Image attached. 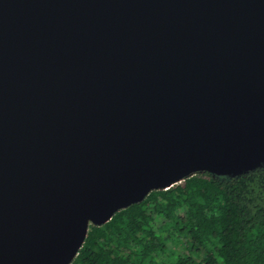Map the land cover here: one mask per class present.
Instances as JSON below:
<instances>
[{
	"label": "water",
	"instance_id": "1",
	"mask_svg": "<svg viewBox=\"0 0 264 264\" xmlns=\"http://www.w3.org/2000/svg\"><path fill=\"white\" fill-rule=\"evenodd\" d=\"M262 168L264 0H0V264Z\"/></svg>",
	"mask_w": 264,
	"mask_h": 264
},
{
	"label": "trees",
	"instance_id": "2",
	"mask_svg": "<svg viewBox=\"0 0 264 264\" xmlns=\"http://www.w3.org/2000/svg\"><path fill=\"white\" fill-rule=\"evenodd\" d=\"M72 264H264V168L153 191L91 226Z\"/></svg>",
	"mask_w": 264,
	"mask_h": 264
},
{
	"label": "rangeland",
	"instance_id": "3",
	"mask_svg": "<svg viewBox=\"0 0 264 264\" xmlns=\"http://www.w3.org/2000/svg\"><path fill=\"white\" fill-rule=\"evenodd\" d=\"M166 261H170V260L168 259V260H166Z\"/></svg>",
	"mask_w": 264,
	"mask_h": 264
}]
</instances>
